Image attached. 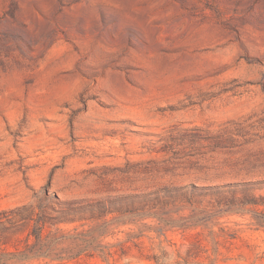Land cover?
I'll return each instance as SVG.
<instances>
[{
  "label": "rangeland",
  "instance_id": "374dc122",
  "mask_svg": "<svg viewBox=\"0 0 264 264\" xmlns=\"http://www.w3.org/2000/svg\"><path fill=\"white\" fill-rule=\"evenodd\" d=\"M0 264H264V0H0Z\"/></svg>",
  "mask_w": 264,
  "mask_h": 264
}]
</instances>
